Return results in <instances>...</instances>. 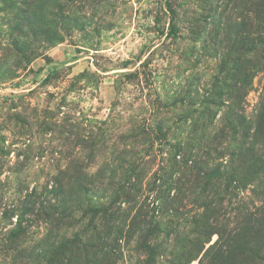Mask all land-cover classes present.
Returning a JSON list of instances; mask_svg holds the SVG:
<instances>
[{
  "label": "rangeland",
  "instance_id": "1",
  "mask_svg": "<svg viewBox=\"0 0 264 264\" xmlns=\"http://www.w3.org/2000/svg\"><path fill=\"white\" fill-rule=\"evenodd\" d=\"M101 249L264 264V0H0V264Z\"/></svg>",
  "mask_w": 264,
  "mask_h": 264
},
{
  "label": "trees",
  "instance_id": "2",
  "mask_svg": "<svg viewBox=\"0 0 264 264\" xmlns=\"http://www.w3.org/2000/svg\"><path fill=\"white\" fill-rule=\"evenodd\" d=\"M98 254H99L98 262H100V264H108L110 261L112 262V259H109L111 255L108 253H105L103 249H101ZM50 259L55 260V256L51 255Z\"/></svg>",
  "mask_w": 264,
  "mask_h": 264
}]
</instances>
